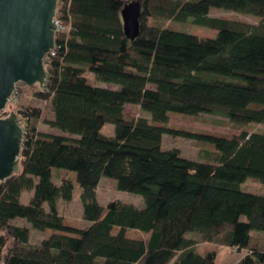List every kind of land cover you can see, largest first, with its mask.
Wrapping results in <instances>:
<instances>
[{"label": "trees", "instance_id": "1", "mask_svg": "<svg viewBox=\"0 0 264 264\" xmlns=\"http://www.w3.org/2000/svg\"><path fill=\"white\" fill-rule=\"evenodd\" d=\"M130 1L58 0L63 30L44 59L46 80L34 97L49 102L53 118L42 123L59 133L39 131L41 109L22 107L20 172L0 184V233L10 239L2 264H216L213 249L197 252L200 243L248 249L236 264H264V244L252 245L250 236L264 235V196L241 190L248 179L264 184V131L251 129L264 127V0H139L140 34L132 42L120 17ZM211 8L260 24L209 17ZM161 20L191 21L218 34L200 38L160 26ZM87 72L114 88L89 84ZM126 106L150 119L127 118ZM171 114L221 117L240 132L170 128ZM106 124L114 126L111 137L101 133ZM163 135L213 144L218 159L163 151ZM53 169L75 174L87 228L64 224L57 204L72 199L74 185L66 174L54 184ZM101 178L141 196L144 207L112 201L103 209L96 198ZM23 192H32L26 205ZM32 230L54 234L32 244ZM129 230L148 240L128 239Z\"/></svg>", "mask_w": 264, "mask_h": 264}, {"label": "rangeland", "instance_id": "2", "mask_svg": "<svg viewBox=\"0 0 264 264\" xmlns=\"http://www.w3.org/2000/svg\"><path fill=\"white\" fill-rule=\"evenodd\" d=\"M130 1V0H123ZM186 1V0H178ZM209 17L225 19L231 22H242L249 25H259L260 19L257 17H252L244 15L238 12L225 11L222 9L211 8L209 11ZM152 20H150V23ZM160 26L167 27L173 31L186 33L198 36L200 38H216L218 31L208 27L194 25L191 21L185 23H176V22H166L161 20L159 23ZM86 77L89 84L101 87V88H114L112 85L96 82L94 76L87 72ZM42 90L38 86L28 88L25 85H17L16 92L14 94V101L16 109H12L13 105L8 104L6 108V116L12 111L23 110L22 107L31 106L35 108H40L42 112V119L40 124H38V129L41 132L45 133H59L55 129H50L48 126L42 123V120L52 119L53 114L51 113L50 104L47 101L38 100L34 97L36 91ZM18 108V109H17ZM124 115L127 118H137L145 117L150 119L148 113L141 112L137 106H126ZM179 115L171 114L169 122L167 124L170 128L186 130L189 132L196 133H205L215 136H230L238 134L240 128L235 127L233 124H229L227 120L221 117H210V116H201V117H178ZM181 116V115H180ZM22 128L25 126V121L21 123ZM254 131L263 130L264 127L253 126L251 127ZM101 133L104 136L111 137L114 135V126L112 124H106ZM161 149L163 151L170 149H178L181 153L182 158L193 160V161H202V162H214L218 159V152L215 149L213 144L210 143H200L192 140H187L180 137H171L169 135H163L161 140ZM67 172L61 169L52 170V181L54 184L60 183L61 175L66 174ZM67 179H70L73 182L74 190L72 199L68 202L58 201L57 209L59 214L64 218V224L70 227L85 229L89 226V223L82 218V204L80 200L81 189L76 182V176L74 173H68L65 175ZM241 190L248 193H253L257 195L264 196V184L248 179L241 185ZM32 196V192H23L20 197V202L26 205ZM96 198L99 205L106 209V206L109 202L119 201L128 205H133L138 209L144 207V202L141 196L123 192L117 189L116 182L108 178H101L98 187L96 189ZM14 223L18 226L29 227V224L25 220H15ZM118 230H114L113 234H116ZM52 231H37L32 230L30 232V243L38 244L41 240L49 238ZM3 234V233H0ZM257 233L252 232L250 236L257 237ZM264 236V235H263ZM126 237L131 240H147L149 235L144 234L139 231L129 230L126 233ZM192 239L198 240L197 235H190ZM10 242V241H9ZM255 241L252 240V245ZM264 245H260L262 249ZM197 252L204 253L209 249H213L216 252V264H236L241 258L247 254L246 249H241L237 251L229 247H222L219 245L205 244L200 243L196 245Z\"/></svg>", "mask_w": 264, "mask_h": 264}, {"label": "water", "instance_id": "3", "mask_svg": "<svg viewBox=\"0 0 264 264\" xmlns=\"http://www.w3.org/2000/svg\"><path fill=\"white\" fill-rule=\"evenodd\" d=\"M58 0H0V184L20 172V152L27 113L6 108L23 84L43 88L46 80L44 59L55 49ZM142 4L126 3L120 11L124 36L134 41L140 34ZM10 239L0 234V264Z\"/></svg>", "mask_w": 264, "mask_h": 264}, {"label": "crops", "instance_id": "4", "mask_svg": "<svg viewBox=\"0 0 264 264\" xmlns=\"http://www.w3.org/2000/svg\"><path fill=\"white\" fill-rule=\"evenodd\" d=\"M54 233L51 232L50 235H53ZM252 238V237H251ZM254 241L257 243V244H264V236L263 235H257V237H253ZM148 240V239H147ZM147 240H143V241H147ZM42 241V240H41ZM40 241V242H41ZM39 242V243H40ZM248 251V249H246Z\"/></svg>", "mask_w": 264, "mask_h": 264}, {"label": "built area", "instance_id": "5", "mask_svg": "<svg viewBox=\"0 0 264 264\" xmlns=\"http://www.w3.org/2000/svg\"><path fill=\"white\" fill-rule=\"evenodd\" d=\"M57 29H58V30H63L62 26L60 25V23H59L58 21H57ZM13 97H14V95L12 96V98H11L9 104L12 103V102L14 101Z\"/></svg>", "mask_w": 264, "mask_h": 264}, {"label": "flooded vegetation", "instance_id": "6", "mask_svg": "<svg viewBox=\"0 0 264 264\" xmlns=\"http://www.w3.org/2000/svg\"><path fill=\"white\" fill-rule=\"evenodd\" d=\"M24 117H25V116H24ZM24 117H23V118H21V119H22V121H24V120H25V118H24Z\"/></svg>", "mask_w": 264, "mask_h": 264}]
</instances>
